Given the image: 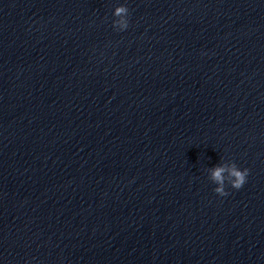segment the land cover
Wrapping results in <instances>:
<instances>
[{"label": "clouds", "instance_id": "1", "mask_svg": "<svg viewBox=\"0 0 264 264\" xmlns=\"http://www.w3.org/2000/svg\"><path fill=\"white\" fill-rule=\"evenodd\" d=\"M129 10L125 5H120L115 8L113 15L118 17V20L113 22L114 27L120 30H124L128 27V16ZM227 172L231 178L227 183L231 185L234 189H241L246 183L247 176L249 175V170L244 168L241 170L235 162L230 165L218 166L211 170V179L218 186L214 191L220 196H227L228 192L225 190V176L224 173Z\"/></svg>", "mask_w": 264, "mask_h": 264}]
</instances>
